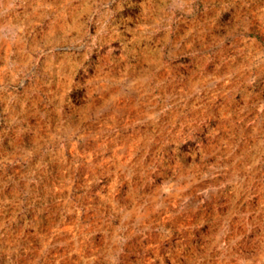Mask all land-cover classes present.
Returning a JSON list of instances; mask_svg holds the SVG:
<instances>
[{"label":"rangeland","instance_id":"1","mask_svg":"<svg viewBox=\"0 0 264 264\" xmlns=\"http://www.w3.org/2000/svg\"><path fill=\"white\" fill-rule=\"evenodd\" d=\"M51 2L0 0V264H264V0H163L153 41L126 31L143 0H76L110 12L83 61L91 9L58 30L24 19ZM241 11L257 16L223 39ZM104 104L124 105L123 125L74 143L62 120Z\"/></svg>","mask_w":264,"mask_h":264},{"label":"clouds","instance_id":"2","mask_svg":"<svg viewBox=\"0 0 264 264\" xmlns=\"http://www.w3.org/2000/svg\"><path fill=\"white\" fill-rule=\"evenodd\" d=\"M229 7H238L241 10L247 8L246 0H239L237 3L236 0H233L232 3L228 4ZM11 7H19V5H4L5 14ZM33 8V12L29 13L25 16V20L28 21V24L36 23V22H43V20L47 19L50 21V27H54L57 30L60 27V22L65 20L69 16H73L76 20H79L80 17L83 15L84 10L91 9V15L83 21L81 27L84 29L82 32L79 33V39L76 43L79 47H74L73 52L76 56L80 57L81 60H86L88 53L81 52V49H88L95 43L92 41V44L87 43L85 41V37L88 36L87 27L90 26L93 22H95L99 26V31L97 32L98 38H103L106 35L105 25H107V17L110 16V12L107 11L108 4L104 2H97L92 4H81L77 3L76 0H62V2H56L53 0L51 3H38L31 5ZM172 7L167 3H164L163 0H143L142 3V12L140 16L133 21L135 27L134 28H126V31H131L133 33V40L136 41H153V38L156 37L157 33L162 31L165 32L167 36V26L169 20V8ZM38 9H42V11H37ZM259 15L261 17V29L264 30V10L259 11ZM32 16H37L38 20L34 21L30 19ZM92 16H97L99 19L96 21L92 20ZM252 16L253 20H249L248 17ZM257 13H252L250 11L244 12L241 11L240 17H238V23L236 24L235 28L231 29L229 33L225 35L223 39L227 40L231 36L236 35V29L243 27L244 31H247L248 27L253 23L254 19L256 18ZM24 23V21H21ZM27 26V25H25ZM157 43H164L167 46V40L165 37H160ZM214 49H217L218 46L216 44L213 45ZM159 51V49H157ZM206 57H203L204 62H206ZM107 67V66H106ZM128 69L134 71V66L127 62V69L123 70L127 75H131L132 71H128ZM104 72V69L100 70ZM110 72L111 69H108ZM107 73H105L106 75ZM144 79H145V86L153 89L156 87V81L159 79L158 77L153 78L151 81L147 80L146 70L144 72ZM168 78L164 77L161 80V84L163 85ZM170 83V81H168ZM97 102L101 99V97L97 96L94 98ZM161 114H157V119H160ZM171 131V128L168 125H165L163 128L159 129L157 133L158 136L162 139L164 136L168 135ZM211 175V173H209ZM232 215H236V212H233ZM230 218V217H229ZM213 225L217 224V221L211 222Z\"/></svg>","mask_w":264,"mask_h":264},{"label":"crops","instance_id":"3","mask_svg":"<svg viewBox=\"0 0 264 264\" xmlns=\"http://www.w3.org/2000/svg\"><path fill=\"white\" fill-rule=\"evenodd\" d=\"M118 87L117 83L115 88L113 87V94L115 96L118 95ZM106 97L105 92L101 91V96ZM92 109L84 106L83 108H74L67 116L65 120L68 127L73 128L74 131L78 130L79 135H74L71 139L74 143L77 141H81L84 144L91 143H105L107 139H103L102 137H107V129L108 127H119V125H123V117H124V105L123 104H115L111 106L110 109L106 104L100 105L99 113L96 116H92ZM94 112V111H93ZM260 115V116H258ZM255 114L258 118H261V114ZM262 122V121H261ZM99 128V135L97 132H92V129Z\"/></svg>","mask_w":264,"mask_h":264}]
</instances>
